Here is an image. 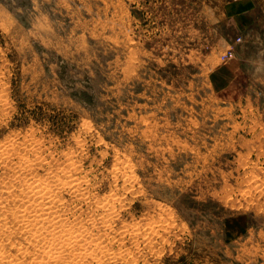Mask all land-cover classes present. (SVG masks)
<instances>
[{"label":"rangeland","instance_id":"rangeland-1","mask_svg":"<svg viewBox=\"0 0 264 264\" xmlns=\"http://www.w3.org/2000/svg\"><path fill=\"white\" fill-rule=\"evenodd\" d=\"M231 1L0 0L1 250L34 247L10 210L38 175L47 219L107 238L85 264H264V0L247 30Z\"/></svg>","mask_w":264,"mask_h":264},{"label":"bare ground","instance_id":"bare-ground-1","mask_svg":"<svg viewBox=\"0 0 264 264\" xmlns=\"http://www.w3.org/2000/svg\"><path fill=\"white\" fill-rule=\"evenodd\" d=\"M3 91V90H2ZM32 138V137H31ZM23 141V140H22ZM33 141V140H32ZM30 142V141H29ZM38 142V141H37ZM24 143V142H23ZM31 143V142H30ZM30 143H29V145H30ZM36 142H34L33 144H35ZM26 144H27V142H26ZM36 145V144H35ZM38 145V144H37ZM35 146V148L36 147H39V146ZM13 146H15V145H13ZM17 146V145H16ZM15 146V147H16ZM24 146V145H23ZM32 146V145H31ZM82 146V145H81ZM2 147H4V146H2ZM7 147H9V145L7 146ZM19 147H20V145H19ZM29 147V146H28ZM83 147V146H82ZM34 148V149H35ZM42 148V147H41ZM85 148V147H84ZM1 150H0V163L2 162H6V154H8L9 153V151L8 150H6V149H3L2 150V148H0ZM8 149V148H7ZM13 149V147L12 148H10V153L13 151L12 150ZM16 149V148H15ZM15 149H14V151H15ZM38 149V148H37ZM36 149V150H37ZM30 150V149H29ZM7 151H8V153H7ZM19 151V150H18ZM16 152H17V150H16ZM15 152V153H16ZM26 152V151H25ZM29 152V151H28ZM34 153H35V150L33 151ZM85 152V151H84ZM18 153V152H17ZM16 153V154H17ZM40 153H41V151H40ZM19 154V153H18ZM21 154H24V153H20V157H21ZM26 154V153H25ZM39 155H41V154H39ZM38 155V156H39ZM53 155V154H52ZM13 156H15V154L13 155ZM24 156V155H23ZM27 156H28V154H27ZM37 156V155H36ZM17 157H19V156H17ZM19 157V158H20ZM29 157H32V156H29ZM40 158H42V157H44V156H39ZM48 157V156H47ZM69 157V156H68ZM70 157H72L71 155H70ZM8 158V157H7ZM22 158V157H21ZM25 158V160H27V162H30L31 160H29V159H26V156L24 157ZM23 158V159H24ZM34 158V157H33ZM45 159H46V157H45ZM75 159V158H74ZM5 160V161H4ZM12 160V159H11ZM17 160V159H16ZM21 160V159H20ZM35 160H39L40 162H42V160H40V159H36L35 158ZM61 160H63V159H61ZM77 160V159H76ZM14 161V160H13ZM13 161H11V163L13 162ZM38 161V162H39ZM50 161V160H49ZM69 161V160H68ZM67 161V163H69ZM121 161V160H120ZM123 161H125V160H123ZM19 162V163H18ZM18 162H16L17 164H22V163H20L21 161H18ZM22 162H23V160H22ZM27 162H25V163H27ZM31 162H33V165H34V160L33 161H31ZM39 162V163H40ZM47 162V161H46ZM58 162V161H57ZM63 162V161H62ZM81 162V161H80ZM15 163V165H17ZM24 163V164H25ZM48 163V162H47ZM70 163H73V162H70ZM116 163V162H115ZM122 163H125V162H121V164ZM5 164V163H4ZM13 164V163H12ZM28 164H31V163H28ZM27 164V165H28ZM36 164V163H35ZM42 164V163H41ZM64 164V163H63ZM63 164L61 165V166H59V167H61L62 168V166H63ZM9 165H10V163H9ZM37 165V164H36ZM35 165V166H36ZM52 165V164H51ZM56 165V164H55ZM71 165V164H70ZM69 165V166H70ZM8 166V165H7ZM14 166V165H13ZM19 166V165H18ZM17 166V167H18ZM23 166V165H22ZM22 166H19V167H21L22 168ZM29 166V165H28ZM31 167H34V166H32V165H30ZM79 166V165H78ZM81 166V165H80ZM2 167V166H1ZM65 167V166H64ZM68 167V166H67ZM71 167H73L74 168V166H73V164H72V166H70V169H71ZM114 167V166H113ZM7 168V167H6ZM5 168V169H6ZM28 168V167H27ZM30 168V167H29ZM53 168H54V166H53ZM52 168V169H53ZM60 168V169H61ZM7 169H9V168H7ZM10 169H11V166H10ZM12 169L13 170H15L13 167H12ZM24 169V168H23ZM56 169H58V168H56ZM65 170H66V168H64ZM68 169V168H67ZM113 169V168H112ZM18 170V169H17ZM16 170V171H17ZM26 170V172H28L29 170H27V169H25ZM33 170V169H32ZM31 170V171H32ZM35 170V169H34ZM50 170V169H49ZM62 170V169H61ZM64 170V171H65ZM69 170V169H68ZM116 170H118V168H116ZM19 171V170H18ZM30 171V172H31ZM47 171V170H46ZM58 171H60L59 169H58ZM57 171V172H58ZM70 171V170H69ZM74 171H75V168H74ZM79 171V170H78ZM12 172V171H11ZM21 172V171H20ZM26 172H24V173H26ZM36 172V171H35ZM66 172V171H65ZM5 173H7V171L5 172ZM8 173H9V170H8ZM16 173V172H15ZM22 174L23 176L25 175V174ZM52 173V172H51ZM68 173H70V172H68ZM76 173V172H75ZM78 173V172H77ZM19 173H17V175H18ZM31 174V173H30ZM30 174H28V178H29V175ZM56 174V173H55ZM61 174V173H60ZM62 174H64V173H62ZM118 174V173H117ZM121 174H122V176H123V174L124 175H127L128 174V178H131V177H133V176H131V174H130V166L128 165H126L125 164V167H123V168H121ZM8 175H10V177H11V174H8ZM14 175H16V174H14ZM32 175V174H31ZM30 175V176H31ZM67 175V174H66ZM71 175V174H70ZM76 175V174H75ZM83 175V174H82ZM36 176V175H35ZM43 176V175H42ZM45 176V175H44ZM58 176V175H57ZM61 176H63L64 177V175H61ZM73 176H74V174H73ZM73 176H71V177H73ZM10 177H8V178H10ZM26 178H24V179H19V178H21V177H19L18 179L20 180V185L16 182V184H18L20 187H21V190L19 191L20 192V194H18V200L21 202V203H17V204H20V205H17L13 210H10L11 212H12V215H14V217H15V223L13 224L14 225V230L16 231V233H20V234H22V236H23V241H27V243L29 242V243H31L30 245L32 246V244H33V249H31L30 250V248H29V246L27 247V246H25V242H23L24 244H17L16 243V241H12V242H15V243H12L11 242V246H13V247H16V248H14V251H15V249H16V251H15V253H14V251H13V253H11V251H10V253L11 254H9L8 255V253H6L7 252V249H5V248H2V249H5L4 251L3 250H1L0 249V264H85L87 261V263H89V262H91L90 260H92V259H94L96 256H97V254H98V252L99 251H105V250H107L105 247H104V249L102 250V247H103V242L107 239H104V240H100V241H102L101 243H102V245L100 244V242H97L95 239H96V237H95V239L93 238V239H89L88 237H87V234L85 235V233L86 232H81V228H83V226L84 227H86L85 226V224H82L84 221H83V219L81 220V219H79V220H81V221H76V219H74L75 220V222H69V221H67V222H65L66 220H63V219H57V220H55V218L56 217H60V215H57L56 213H55V215H57V216H55V218H54V216H52L51 218H54V219H47L46 218V216H44V214L46 213V211H50V210H52V208H54L55 210H56V207H57V203L60 201V200H63L62 198L59 200V199H56V195H55V193H54V188H53V186H54V184H53V180H48V178L47 179H44L45 177H42V178H40V179H38V180H36L37 178H38V175L35 177V179H32V180H35V181H31V180H28L27 179V175L25 176ZM32 177V176H31ZM48 177V176H47ZM52 177V176H51ZM60 177V176H59ZM59 177H57V178H59ZM135 177V176H134ZM133 177V178H134ZM15 178V177H14ZM34 178V177H33ZM61 178V177H60ZM58 179L57 181L58 182H56L55 181V183H59V185L60 184H63L65 181H63L62 179ZM66 178V177H65ZM70 178V176H68V178H67V180ZM76 178H78V177H76ZM127 178V179H128ZM12 179V178H11ZM15 179H17V178H15ZM54 179V178H53ZM55 179H56V177H55ZM79 179V178H78ZM81 179H82V177H81ZM88 179V178H87ZM126 179V178H125ZM13 180V179H12ZM12 180H11V183H12ZM71 180V179H70ZM132 180V179H131ZM7 181V180H6ZM74 184H73V186H74V188L73 189H75V185H76V183H77V180H76V183H75V177H74V179L73 180H71ZM128 182L127 180H124V182ZM133 181V180H132ZM85 182V181H84ZM78 183H79V181H78ZM80 183L82 184V181H80ZM130 183H131V181H130ZM139 183V182H138ZM5 184V183H4ZM13 184H15V183H13ZM12 184V186H14ZM15 184V185H16ZM65 185H66V183H64ZM81 184H77V185H81ZM8 185H9V181H8ZM64 185V186H65ZM96 185V184H95ZM5 186V185H4ZM7 186V185H6ZM10 186V185H9ZM8 186V187H9ZM63 186V185H62ZM66 186H68V185H66ZM69 186H70V184H69ZM72 186V185H71ZM72 186V187H73ZM19 187V188H20ZM59 187V186H58ZM61 187V186H60ZM81 187V186H80ZM80 187L78 188V189H80ZM89 187V186H88ZM3 188V187H2ZM10 188V187H9ZM9 188H8V191H7V189H6V191L7 192H5L9 197L11 196V194H12V188H14V187H12V188H10V190H9ZM56 188H57V185H56ZM61 188H63V187H61ZM130 188V187H129ZM17 189V188H16ZM59 189L60 188H58V191H59ZM76 189H77V187H76ZM81 189H82V187H81ZM126 189H127V187H126ZM0 190H1V188H0ZM14 190H15V188H14ZM5 191V190H4ZM17 191V190H16ZM63 191V190H62ZM81 191V190H80ZM13 192H15V191H13ZM90 192V191H89ZM127 192V191H126ZM0 193H1V191H0ZM2 193H4V192H2ZM17 193V192H16ZM15 193V194H16ZM59 193H60V191H59ZM57 194V193H56ZM87 194V193H86ZM246 194V193H245ZM7 195H4V196H7ZM17 195V194H16ZM16 195L15 196H13V198L15 197L16 199H17V197H16ZM82 195V194H81ZM88 195V194H87ZM244 195V194H243ZM1 196V195H0ZM60 196H61V194H60ZM59 196V197H60ZM63 196V195H62ZM79 196H80V194H79ZM104 196H105V194H104ZM9 197L7 198V199H9ZM12 197V196H11ZM57 197H58V195H57ZM58 197V198H59ZM107 197H109V196H107ZM111 197V196H110ZM1 198V197H0ZM6 198V197H5ZM64 198V197H63ZM115 198V197H114ZM117 198H120V197H117ZM3 199V198H2ZM6 199V200H7ZM11 200H13L12 198H10ZM106 199V198H105ZM121 199V198H120ZM122 199H123V197H122ZM11 200L9 201V202H11ZM15 200V199H14ZM17 200V201H18ZM107 200V199H106ZM105 200V201H106ZM117 200V199H116ZM8 201V200H7ZM16 201V202H17ZM18 201V202H19ZM3 202H4V200H0V210L2 209V211L4 210L3 208H5V203L3 204ZM6 202V201H5ZM9 202H7V203H9ZM13 202H15V201H13ZM88 202V201H87ZM95 202H96V200H95ZM99 202H101V201H99ZM104 202V201H103ZM102 202V203H103ZM6 203V204H7ZM62 203V202H61ZM3 204V205H2ZM92 205V204H91ZM97 205H98V203H97ZM108 205V204H107ZM128 205V204H127ZM9 206V205H8ZM99 206V205H98ZM101 207V206H100ZM105 208H102V210L100 211V214H102L104 217H105V219H106V217H110L109 219H112V217L113 216H115L114 214H115V210H117V208L115 207V204H114V201H113V199H112V202H111V204H109V206H104ZM7 208V207H6ZM94 208V207H93ZM95 208H96V205H95ZM116 208V209H115ZM58 209V208H57ZM79 209V208H78ZM88 209V208H87ZM98 209V208H97ZM100 209V208H99ZM54 210V211H55ZM8 211V210H7ZM53 211V210H52ZM53 211V212H54ZM57 211V210H56ZM92 211V210H91ZM4 212V211H3ZM10 212V213H11ZM52 212V213H53ZM67 212V211H66ZM2 213V212H1ZM0 213V214H1ZM72 213V212H71ZM49 214V213H48ZM58 214H59V212H58ZM61 214V213H60ZM93 214V213H92ZM99 214V213H98ZM2 215V214H1ZM47 215V214H46ZM70 215V214H69ZM79 215V214H78ZM101 215V217H103ZM7 216V215H6ZM5 216V218H8V217H6ZM11 216V215H10ZM48 216V215H47ZM64 216V215H63ZM87 216V215H86ZM91 216V215H90ZM42 217H44L45 219H42ZM50 217V216H49ZM48 217V218H49ZM62 217V216H61ZM89 217V216H88ZM100 216H98V218H99ZM3 218V217H2ZM64 218V217H63ZM74 218V217H73ZM93 218V217H92ZM65 219V218H64ZM103 219V218H102ZM104 219V220H105ZM108 219V218H107ZM68 220V219H67ZM72 220V219H71ZM85 220V219H84ZM93 220V219H92ZM103 220V221H104ZM115 220V219H114ZM0 221H2V219H0ZM4 222H8V221H10L9 219L6 221V219L5 220H3ZM3 221H2V223H3ZM13 221V220H12ZM12 221L11 222H9L10 223V225H9V227L12 225L11 223H12ZM13 221V222H14ZM86 221H88V220H86ZM97 221V220H96ZM95 221V222H96ZM106 221V220H105ZM160 221V220H159ZM95 222H93V223H95ZM100 222H101V220H100ZM125 222V221H124ZM154 222V221H153ZM163 222V221H162ZM1 223V222H0ZM90 223V222H89ZM108 223V222H107ZM107 223H105V224H107ZM158 223V222H157ZM5 224V223H4ZM98 224V223H97ZM110 224V223H109ZM108 224V225H109ZM135 224V223H134ZM12 225V226H13ZM89 225V224H88ZM93 225V224H92ZM136 225V224H135ZM0 226H2V225H0ZM6 226V225H5ZM4 225H3V227H5ZM11 226V227H12ZM91 226V225H90ZM94 226L96 227V225L94 224ZM101 226V228H102V224L100 225ZM8 226H6L5 227V229L7 228ZM9 227H8V229H9ZM94 227V228H95ZM107 227V226H106ZM105 227V228H106ZM1 228V227H0ZM12 228V229H13ZM90 227H87L86 228V230L88 231V230H90L89 229ZM111 228V227H110ZM121 228V227H120ZM84 229V228H83ZM97 229V228H96ZM95 229V230H96ZM125 229V228H124ZM129 229V228H128ZM130 229H131V227H130ZM147 229V228H146ZM145 229V230H146ZM3 230V232H4V228L3 229H0V232ZM94 230V229H93ZM101 230V229H100ZM103 230V229H102ZM105 230H107V229H105ZM123 230V229H122ZM134 230V229H133ZM137 230H138V228H137ZM113 231V230H112ZM139 231V230H138ZM2 232V233H3ZM6 232H8L7 230H6ZM90 232V231H89ZM94 232V231H93ZM100 232V231H99ZM110 232V231H109ZM120 232V231H119ZM155 232V231H154ZM1 233V234H2ZM88 233V232H87ZM90 233H92V231L90 232ZM96 233H98V231L96 232ZM106 233V232H105ZM7 234V233H6ZM5 234V235H6ZM12 234V231H11V233L9 234V235H11ZM94 235H93V237L95 236V232L93 233ZM104 234V233H103ZM109 234V233H108ZM127 234V233H126ZM4 234H3V236H5ZM7 236H8V234H7ZM88 236L90 237V235L88 234ZM99 236V235H98ZM104 236H106V235H101V238H100V236H99V238L100 239H102ZM145 236V235H144ZM147 236V235H146ZM13 237V236H12ZM92 237V236H91ZM137 237V236H136ZM135 237V238H136ZM5 238H8V237H5ZM98 238V237H97ZM105 238V237H104ZM1 239H2V237H1ZM4 239V238H3ZM10 239V238H9ZM110 240V239H109ZM115 240V239H114ZM1 241H3V240H1ZM0 241V242H1ZM97 242V243H94V242ZM119 241V240H118ZM4 242V241H3ZM7 242H8V240H7ZM10 242V241H9ZM22 242H20V243H22ZM125 243V242H124ZM1 244H3V243H1ZM6 243H4L3 245H5ZM106 244V243H105ZM119 244V243H118ZM113 245V244H112ZM148 245V244H147ZM0 246H2V245H0ZM7 246H10V243H8L7 244ZM10 250V249H9ZM8 250V251H9ZM111 251H112V249H111ZM106 252V251H105ZM108 252H110V251H108ZM130 253V252H129ZM101 254V253H100ZM123 254V253H122ZM122 254H121V256H122ZM127 254V253H126ZM107 255V254H106ZM113 255V254H112ZM102 256V255H101ZM101 256H99V254H98V257H100V259L103 257V256H105L104 255V253H103V256L101 257ZM110 256V255H109ZM120 257V256H119ZM97 259V258H96ZM115 259H116V257H115ZM122 259V258H121ZM93 261V260H92ZM97 262H98V259H97ZM100 262V261H99ZM126 262V261H125ZM112 263V262H111ZM101 264V263H100ZM102 264H103V261H102ZM117 264V263H116ZM129 264V263H128ZM131 264V263H130ZM132 264H133V262H132Z\"/></svg>","mask_w":264,"mask_h":264},{"label":"crops","instance_id":"crops-1","mask_svg":"<svg viewBox=\"0 0 264 264\" xmlns=\"http://www.w3.org/2000/svg\"><path fill=\"white\" fill-rule=\"evenodd\" d=\"M227 16L236 20V24L243 30L255 27L260 11L256 0H232L224 7Z\"/></svg>","mask_w":264,"mask_h":264},{"label":"built area","instance_id":"built-area-1","mask_svg":"<svg viewBox=\"0 0 264 264\" xmlns=\"http://www.w3.org/2000/svg\"><path fill=\"white\" fill-rule=\"evenodd\" d=\"M224 57L229 56V57H233V52L232 50H229L227 53L223 54Z\"/></svg>","mask_w":264,"mask_h":264}]
</instances>
